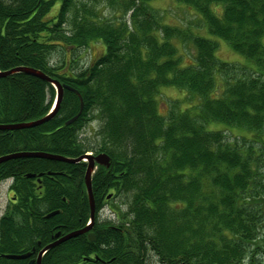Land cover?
Masks as SVG:
<instances>
[{"label": "trees", "instance_id": "obj_1", "mask_svg": "<svg viewBox=\"0 0 264 264\" xmlns=\"http://www.w3.org/2000/svg\"><path fill=\"white\" fill-rule=\"evenodd\" d=\"M175 1L243 54L245 66L219 59L217 40L163 23L153 0H0V73L36 69L84 102L66 125L81 104L65 89L49 122L0 131V157L111 158L93 173V227L49 250L42 264H264V0ZM178 43L192 45L191 63L182 64ZM95 44L102 53L79 66ZM167 87L185 91L191 105L176 101L162 114ZM55 99L40 78L0 76V124L42 119ZM96 119L94 134L82 136ZM212 124L253 137L235 143ZM87 167L30 157L0 165V183L13 180L0 256L39 251L89 224Z\"/></svg>", "mask_w": 264, "mask_h": 264}, {"label": "rangeland", "instance_id": "obj_2", "mask_svg": "<svg viewBox=\"0 0 264 264\" xmlns=\"http://www.w3.org/2000/svg\"><path fill=\"white\" fill-rule=\"evenodd\" d=\"M60 2V1H58ZM151 6L154 7L158 13L162 17L163 23L169 24L171 26H178L183 29H191L192 32H194L197 35L205 36L212 38V40L218 41V49H217V56L219 59H221L224 62L227 63H233L237 64L238 66H245V62H247V58L239 53L238 51H235L232 46L226 42L223 41L221 38L213 37L210 33L207 27L203 24V22L200 20V16H198L194 11L191 9L185 7L184 5L176 2L175 0H153L151 2ZM221 8H218V12H221ZM102 12V11H101ZM111 13V10L106 9L104 12V15L109 17V14ZM180 47V55L182 56V64H189L192 62L193 59V50L192 45L188 43V45H182V43H178ZM102 48L99 44H95L92 46L88 53L86 52L84 54V60L79 64V66H87L88 63L92 60L94 57H98L99 54L102 53ZM162 95L159 96V102L161 107V113L166 114L167 109L169 106H171L174 102L182 101L180 107L182 109L186 108V106L191 105V97L182 90H178L176 88L167 87L162 89ZM99 119L94 120L91 124H89L82 132H84V135L82 136H91L94 134V131H96L99 127ZM209 129H213L216 131H222L223 136L228 137L231 141L235 143H242L245 140L243 138L251 139L253 137L250 132L235 128H229L223 124H212L209 125ZM236 140V141H235ZM260 158L262 160L261 166L264 169V151L261 153ZM10 180H7L3 183H0V218L1 216L6 212V209H8L10 201L13 196V193L10 191ZM122 199H125L126 196H120ZM125 197V198H124ZM121 198H117L114 200V203L120 202ZM116 201V202H115ZM123 209L126 208L125 205H121ZM109 214V209L105 206V209H103L102 217L107 216ZM101 217V218H102ZM261 259H264V255L260 257ZM152 260V259H151ZM153 264H159V261L156 258L153 259Z\"/></svg>", "mask_w": 264, "mask_h": 264}, {"label": "water", "instance_id": "obj_3", "mask_svg": "<svg viewBox=\"0 0 264 264\" xmlns=\"http://www.w3.org/2000/svg\"><path fill=\"white\" fill-rule=\"evenodd\" d=\"M15 73H24L30 76H34L37 78H40L46 82L51 83L53 86L56 87L57 89V98H56V102H55V106H54V110L52 112H49L50 114H48L47 116H45L42 119L39 120H35L32 122H28L27 123H20V124H14V125H0V130H17V129H29V128H34V127H38L43 125V123L49 122L50 120H52L56 114L59 112V108H60V104L64 95V90L68 89L70 91L75 92V94L80 98V112L78 113L77 116H75L74 118H72L70 121L65 122L66 125H70V123L72 124L74 121H76L79 116L82 114V110L84 109V102L82 101V96L80 94L79 91H77L76 89H73L67 85H62L59 81L54 80L50 77H48L46 74H44L41 71H37L36 69L33 68H28V67H18L15 69H12L10 71L4 72V73H0V76H10L13 75ZM41 158V159H49V160H56V161H62V162H68V163H80V162H88V167H87V172L86 174V178H85V182H86V187H87V191L89 195V199H90V205L91 206V225L86 226L84 229L79 230V231H74L68 235H66L65 237H60V234H57V238L58 240L48 246H46L45 248H43L38 257H37V264H42V259L44 257V255L51 250L52 248H55L56 246L72 239L75 238L79 235L82 234H86L87 232H89L91 230V228L93 227L94 221H95V202H94V196H93V189H92V175L95 171V169L97 168V165H102V166H106L108 167L110 165L111 162V158L109 155L102 153L99 154L97 156H94L92 154H87L84 156H81L75 160H70V159H66L65 157L62 156H57V155H51L48 153H44V152H29V153H16L14 155L11 156H4L0 158V164L4 163L5 161H8V159H14V158ZM29 178H34V175H29ZM58 212L52 213L51 215H49L48 217L54 216L56 215ZM89 241H94L95 240V235L94 233H89V235L87 236ZM33 255V252L27 253V254H23V255H3L0 256L1 258H5L8 260H25L30 258ZM29 264H34V260H31L29 262Z\"/></svg>", "mask_w": 264, "mask_h": 264}, {"label": "bare ground", "instance_id": "obj_4", "mask_svg": "<svg viewBox=\"0 0 264 264\" xmlns=\"http://www.w3.org/2000/svg\"><path fill=\"white\" fill-rule=\"evenodd\" d=\"M24 123H27V122H24ZM73 123H74V122H73ZM14 124H20V123H14ZM14 124H7V125H14ZM27 124H28V123H27ZM0 125H6V124H0ZM70 125H71V123H70ZM34 128H35V127H34ZM29 129H32V128H29ZM19 130H20V129H17V130H0V131H17V132H18ZM22 130H25V129H22ZM16 153H18V152H14V153H11V154H8V155H5V156H11V155H14V154H16ZM19 153H29V152H19ZM19 153H18V154H19ZM51 155H53V154H51ZM57 156H58V155H57ZM2 157H4V156H2ZM0 158H1V157H0ZM65 158H66V157H65ZM15 159H16V158H14V159H10V160L8 159V161L15 160ZM17 159H19V158H17ZM66 159H70V158H66ZM70 160L72 161V160H75V159H70ZM8 161H5V162H8ZM5 162H4V163H5ZM1 164H3V163H1ZM1 164H0V165H1ZM29 175H34V178H36V175H35V174H27V177H28ZM28 178H29V177H28ZM9 180H10V183L12 184V183H13V180L10 179V178H9ZM56 212L59 213V211H56ZM102 212H103V210H101V213H102ZM52 213H55V212H52ZM52 213H50L49 215H51ZM58 213H57V214H58ZM57 214H56V215H57ZM49 215H48V216H49ZM56 215H54V216H56ZM48 216L46 217V218H48V219L54 217V216H51V217H48ZM80 230H82V229H80ZM77 231H79V230H77ZM70 233H72V232H70ZM70 233H67L66 235H68V234H70ZM58 234H60V236H61V233H60V232H59ZM56 236H57V235H56ZM79 236H80V235H79ZM77 237H78V236H77ZM59 238H61V237H59ZM57 240H58V238L56 237L54 241L56 242ZM53 243H54V242H53Z\"/></svg>", "mask_w": 264, "mask_h": 264}, {"label": "flooded vegetation", "instance_id": "obj_5", "mask_svg": "<svg viewBox=\"0 0 264 264\" xmlns=\"http://www.w3.org/2000/svg\"><path fill=\"white\" fill-rule=\"evenodd\" d=\"M110 165H111V163H110ZM42 175H43V174H42ZM42 175H41V176H40V175H39V176H36V180H37L39 183L42 181V177H43ZM108 199H109V200L111 199V195L109 196ZM65 235H66V234H65ZM65 235H61L60 237H63V236H65ZM90 242H92V241H90ZM41 249H43V248H41ZM41 249H40V250H41ZM40 250H39V251H40ZM39 251H37L36 248H34V250H33V255H32L30 258L25 259V261H28V264H29V262H30L31 260H34V264H37V261H36V260H37V257H38V255H39V253H40Z\"/></svg>", "mask_w": 264, "mask_h": 264}]
</instances>
